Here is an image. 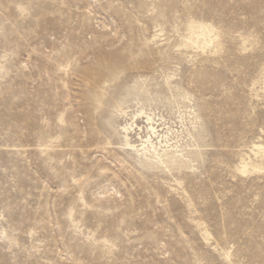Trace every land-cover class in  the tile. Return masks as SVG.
<instances>
[{
	"label": "rangeland",
	"instance_id": "rangeland-1",
	"mask_svg": "<svg viewBox=\"0 0 264 264\" xmlns=\"http://www.w3.org/2000/svg\"><path fill=\"white\" fill-rule=\"evenodd\" d=\"M259 143L264 0H0V264H264Z\"/></svg>",
	"mask_w": 264,
	"mask_h": 264
},
{
	"label": "bare ground",
	"instance_id": "bare-ground-1",
	"mask_svg": "<svg viewBox=\"0 0 264 264\" xmlns=\"http://www.w3.org/2000/svg\"><path fill=\"white\" fill-rule=\"evenodd\" d=\"M198 29L200 31L201 39H197L196 45L202 47L203 45H207L204 38L205 36H207L210 30L206 26H198ZM143 92H147V90H144ZM121 113L124 115L127 114L123 110L121 111ZM139 118H140L139 114H133V116L129 120V123L124 124L121 127V130L123 133L122 136L123 144H124L123 147L127 150H132L135 152L137 156L136 163L140 167L149 171L153 170L162 173L188 170L193 168V165L187 161L186 155L170 153L166 150H164L162 153H158L156 152L153 142H150L152 139L151 140L149 139L146 142L142 141V137L138 135V131L141 130V126L138 123ZM146 118L148 122L151 121L150 115H146ZM151 130L155 131V128L151 126ZM134 133H137L138 135L137 139L139 138L141 140V145L139 144L137 145L136 143L137 139L132 140L133 138L131 137V135ZM254 148L255 150L261 152L264 155V144L262 143L256 144L254 145ZM250 167L254 170H262V168L259 167L258 165L243 161V165L241 166V168L237 169V171L240 174L244 175L249 171ZM178 184H180V182H178ZM204 237L205 239H208L209 237H211V235L205 230Z\"/></svg>",
	"mask_w": 264,
	"mask_h": 264
}]
</instances>
